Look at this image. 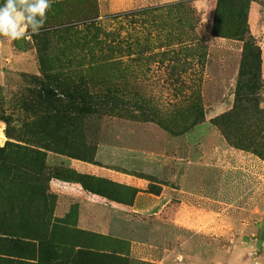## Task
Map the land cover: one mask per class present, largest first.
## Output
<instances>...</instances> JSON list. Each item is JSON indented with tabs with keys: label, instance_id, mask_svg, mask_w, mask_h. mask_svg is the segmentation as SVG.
<instances>
[{
	"label": "rangeland",
	"instance_id": "374dc122",
	"mask_svg": "<svg viewBox=\"0 0 264 264\" xmlns=\"http://www.w3.org/2000/svg\"><path fill=\"white\" fill-rule=\"evenodd\" d=\"M92 1L98 14L96 26L116 48V64L111 68L118 76L121 94L130 104L144 101L155 120L168 123L175 131L169 133L154 122L128 116L99 114L71 125L64 115L46 107V97L34 85L40 40L34 36L15 41L0 38V264H98V256L89 251L92 245L99 250L113 245L107 235L80 229L77 220L90 215L104 225L109 209L83 202L68 187L79 184L105 201L125 204L132 193L123 185L96 177L88 165L78 169L74 165L79 160L145 178L152 192L166 185L169 203L162 218L181 225L185 261H204L209 255L221 264H260L254 238L264 227V0L251 1V38L246 46L242 40L211 36L215 9L202 12L199 5L207 1L204 5L209 9L212 0H188L197 23L191 30L187 24L182 28V38L187 40L182 49L173 46L175 50L165 55L159 48L147 51L146 62L142 54L137 56L138 43L157 46L169 41L164 38L169 26L161 29L156 25L159 20L153 25L140 16L135 23L106 16L178 0L155 4L154 0ZM77 2L54 0L44 25L55 28L65 15L78 14ZM55 42L64 46L53 35L41 44L51 53ZM246 53L250 57H244ZM172 57L178 60L170 70ZM124 64L138 67L137 73L119 78ZM141 64L145 69L138 71ZM240 71L247 80L253 82L255 77L257 82L251 90L245 83L248 87H241L238 95ZM197 94L204 116L181 133V123L171 126L168 118L181 112ZM255 102L261 116L255 129L222 128L223 114L235 111L247 120L254 114ZM230 120L236 122L233 117ZM139 233L136 238H152L148 230ZM79 243L81 249L76 248Z\"/></svg>",
	"mask_w": 264,
	"mask_h": 264
},
{
	"label": "trees",
	"instance_id": "16d2710c",
	"mask_svg": "<svg viewBox=\"0 0 264 264\" xmlns=\"http://www.w3.org/2000/svg\"><path fill=\"white\" fill-rule=\"evenodd\" d=\"M251 1L253 0H216L211 36L242 40L244 46H246L248 39L251 38L248 25ZM77 3L80 6V10L77 9L76 11L78 14L71 18L65 15L63 18L65 20L57 21L55 28L50 29L49 26L44 25L40 33L34 36L40 40L38 45L39 73L32 78L34 85L46 97V107L49 105L53 111L64 115L71 125L91 114L128 116L129 119L154 122L169 133H173L175 130L171 129L168 123L153 118V110H150L144 101H133L130 104V100L121 94L120 83L116 81L118 76L111 68L116 64L113 56L116 48L107 40V35L102 37L104 31L96 26L98 14L94 11L93 1L78 0ZM139 16L146 17L145 21L151 24L159 20V23L155 24L158 27L160 26L161 29H166L169 26V31L164 36V38L169 37V41H161L157 46L150 45L151 43H138L137 56L139 57V54H142V61L145 62L149 58L144 55L147 51L155 52V50H158L156 48H159L161 55H165L168 51L175 50H171L173 46H180V49H182V45L187 41L182 38V28L187 24L189 30H191L197 23L195 22L197 21L195 10L188 6V0L134 8L113 13L106 16V18L119 20L123 23L124 20L135 23L137 21L136 17ZM79 25L82 26V29H79ZM62 32H64V38L61 37ZM48 35L50 37L53 35L58 39L61 38L64 46L55 42L53 44L54 50L51 53L45 52V46L41 42L47 40ZM171 38L173 39L172 42ZM201 39L205 41L207 36H202ZM76 49L79 52H75L78 51ZM256 52L257 49H255ZM127 54L129 53L127 52ZM250 55V53H246L244 57L247 58ZM255 55L253 54V58H255ZM174 60L178 59L173 57L169 59L170 64H172L168 65L170 70L175 68ZM160 64L167 66V64L161 62ZM124 65L121 66V71H119V74H121L119 78L126 79L137 73L136 69L138 67L135 68L132 64ZM144 66L146 65L141 64L138 71L145 69ZM243 75L244 73L240 71L237 80L238 95L241 87H244V85L248 87L245 83L250 84V90L256 87L257 79L255 77L251 82ZM133 107L135 108L134 111H132ZM183 109L195 111V113H185L182 111ZM183 109L168 118L171 126H177L178 123H181V133L187 132L191 127L200 123L204 116L198 94ZM253 109L254 114L247 120L241 118L235 111L223 114L220 119L222 128L226 129L234 126L238 128L237 130L244 132L255 129V125L261 122L256 102L253 103ZM230 117H233L236 122H231ZM3 120L6 121V119Z\"/></svg>",
	"mask_w": 264,
	"mask_h": 264
},
{
	"label": "crops",
	"instance_id": "0c3cea01",
	"mask_svg": "<svg viewBox=\"0 0 264 264\" xmlns=\"http://www.w3.org/2000/svg\"><path fill=\"white\" fill-rule=\"evenodd\" d=\"M158 1L160 0H154L153 4ZM253 3L251 2L249 6V19L254 6ZM204 4L207 5L208 2H200L199 5L202 12L204 10L211 12L215 9V0L209 3V9ZM96 158L98 160V157ZM84 165H88L89 170L96 177L106 178L114 184L123 185L132 193L130 202L125 204L108 199L105 201L97 194L86 192L79 184H70L68 187L70 193L81 197L83 202L109 209V216L106 217L104 225H98L97 221L90 215L88 217L80 216L77 219L80 226H82L80 229L93 230V232L101 235H107L106 238L109 240L107 242L113 244L108 250L96 249L97 245H92L94 248L89 249L100 259L98 264H199V262L200 264H221L220 259L215 260L209 255L206 256L208 259L204 261L193 259V261L188 262L184 260L181 250V225L178 223L168 224L162 218V214L168 209L169 203L166 185L160 184L159 191L152 192L147 187L150 181L145 178L136 177L133 174L106 165L101 166L80 160L74 166L81 170ZM145 217L146 220H143ZM143 229L148 230L151 233L150 236L154 238L149 239V241L136 238L140 235L139 231ZM137 231L138 233H135ZM168 233H171L169 237ZM255 234L254 246L259 250L257 258L260 264H264V227H260ZM128 236L132 238H125ZM97 238L100 239V237ZM82 247V243L76 246L77 249ZM95 251H99L100 254ZM104 253H107V255L105 256Z\"/></svg>",
	"mask_w": 264,
	"mask_h": 264
},
{
	"label": "clouds",
	"instance_id": "9594fccd",
	"mask_svg": "<svg viewBox=\"0 0 264 264\" xmlns=\"http://www.w3.org/2000/svg\"><path fill=\"white\" fill-rule=\"evenodd\" d=\"M54 0H0V38L15 41L35 36Z\"/></svg>",
	"mask_w": 264,
	"mask_h": 264
}]
</instances>
